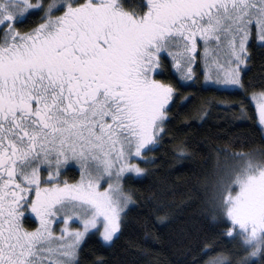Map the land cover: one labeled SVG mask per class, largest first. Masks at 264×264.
Here are the masks:
<instances>
[{"label": "snow or ice", "instance_id": "1", "mask_svg": "<svg viewBox=\"0 0 264 264\" xmlns=\"http://www.w3.org/2000/svg\"><path fill=\"white\" fill-rule=\"evenodd\" d=\"M144 6L134 13L122 0L46 6L0 0V264H76L97 225L104 241L113 240L133 200L123 175L145 172L131 160L149 162L143 151L164 131L175 94L153 75L162 51L190 78L200 41L205 64L223 69L218 82L244 87L240 66L253 27L264 44V0H145ZM33 10L44 12L42 22L21 31L16 25ZM252 98L264 125V90ZM231 156L235 164L219 182L214 208L231 224L226 234L240 237L244 255L233 262L220 253L207 264H255L253 258L264 264V152ZM70 160L81 165L80 179L60 182ZM25 211L39 227L24 226ZM56 217L65 221L59 235ZM74 217L82 228L67 226Z\"/></svg>", "mask_w": 264, "mask_h": 264}, {"label": "trees", "instance_id": "2", "mask_svg": "<svg viewBox=\"0 0 264 264\" xmlns=\"http://www.w3.org/2000/svg\"><path fill=\"white\" fill-rule=\"evenodd\" d=\"M42 2L46 6L51 0ZM122 3L134 13L146 10L145 0ZM43 15L33 10L16 26L27 31L41 23ZM248 53L244 87L233 90L206 86L200 75L182 81L171 59L161 58L155 77L175 89L164 131L143 152L149 161H140L145 172L124 180L133 200L118 234L105 243L96 231L89 233L76 264H207L220 253L229 254L233 262L244 255L240 237L226 234L231 224L221 222L214 202L219 182L235 164L231 153L264 152V135L250 99L252 92L264 90V44L252 40ZM78 172L70 167L65 176L75 181ZM25 220L24 226L33 228L35 222ZM253 259L260 264L259 258Z\"/></svg>", "mask_w": 264, "mask_h": 264}, {"label": "rangeland", "instance_id": "3", "mask_svg": "<svg viewBox=\"0 0 264 264\" xmlns=\"http://www.w3.org/2000/svg\"><path fill=\"white\" fill-rule=\"evenodd\" d=\"M31 2L33 4H35V2L33 0H31ZM63 10L61 12H59V13L54 14V15L61 14L63 12ZM252 40H255L256 42L260 43L256 39V29H255V27H253L252 38H250V40L248 42V45H249V43ZM260 44H262V43H260ZM248 45H247V47H248ZM202 52H203V45H202V43L200 41H198V47H197L196 53L194 54V62L190 65L191 66V70H192L190 78H185V76L183 75V73L181 72V70L178 69V68H176L175 63H174V61L172 59V56H171V54L169 52L162 51L161 54H160V61H161V58L163 56L169 57L171 59V61H172V65H173L174 71L178 74V76L180 77V79L182 81H195V79L197 78V76L200 75L201 76V79H202V82H203L204 85H206V86H214V87H218V88H221V89H226L225 86L222 83H219L218 82V77H220V76L223 75V69H218L214 64L211 63V61H209L208 64H205V61L203 59ZM245 60H246L245 64H243V65L240 66L241 80H242V73H243L244 69L248 65V57H246ZM219 62L221 64H224L225 63V57L223 55H220L219 56ZM158 69H159V66H158L157 70L153 73L154 77H155V74L158 71ZM185 71H187L186 68H185ZM155 79L160 80V79H158L156 77H155ZM233 89H241V88L239 86H234V87L228 88V90H233ZM258 92H260V91L252 92L250 94V99H251L253 105L256 108L257 117H258V124H259V126H260V128L262 130L263 135H264V125H262L260 123V121H259V113H258V109L256 107V101L252 98L253 93H258ZM170 102L171 101H169V104H170ZM168 106H166V108ZM159 134L160 133H158V136H159ZM141 160H142V158H135V159H132L131 162L132 163H138V164H140V161ZM70 167H75L79 171L78 172L79 175H78V177L76 178L75 181H69L68 180V177L65 176L67 170ZM48 171H51V169L49 168ZM47 174H48V172L45 171L44 167H42L41 168V175H42V177H47ZM132 175L133 176H139V175H142V173L137 174L135 172H126L123 175L122 185H123V188H124V190L126 192H128V191L126 190V188L124 186V180L128 176H132ZM80 176H81V165L79 164V162H77L75 160H70L67 164L61 166V170H60V182H62L63 180H67L69 183H73V182L78 181L80 179ZM56 182H58V181L55 178H53L52 183H56ZM101 187L102 188L103 187H107V178L101 180ZM130 204H131V202L128 204V206L126 208H124L123 212L121 213V218H122L123 213L126 211V209L129 207ZM26 218H29L30 220H32V221L35 222V224L33 225V228H30V230L39 227V218L36 217L34 213L25 211V215H24V218H23V223L25 221V224H26V220H25ZM120 225H121V223H120ZM64 226H65V221L61 220L59 217L54 218L53 224H52V228H53V231L55 233H57L59 235L61 228L64 227ZM67 226L70 227L71 229H77V228H82L83 227L82 222H80L79 219L76 218V217H74L73 220L68 221L67 222ZM119 230H120V228L118 229L116 235L118 234ZM95 231L99 234L100 238L103 240L102 236L100 235V232L102 231V228H101L100 225H97V228H91V229H89L88 234L91 233V232H95ZM87 235H86V237H87ZM116 235H114V237ZM114 237H113V239H114ZM84 240L82 241V243L84 242ZM104 242L105 243H110L111 241H104ZM82 243H81V245H82Z\"/></svg>", "mask_w": 264, "mask_h": 264}]
</instances>
